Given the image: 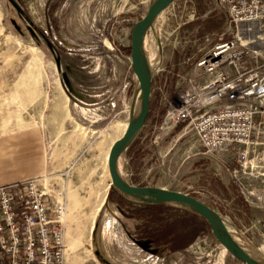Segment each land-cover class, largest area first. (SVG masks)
<instances>
[{"label":"rangeland","instance_id":"1","mask_svg":"<svg viewBox=\"0 0 264 264\" xmlns=\"http://www.w3.org/2000/svg\"><path fill=\"white\" fill-rule=\"evenodd\" d=\"M15 1L23 18L0 0V187L36 180L54 205L64 206L66 264H244L202 218L166 205L139 219L135 206L110 197L107 158L125 134L139 85L132 31L150 0ZM156 31L161 52L153 32L146 39L158 58L150 112L121 160L123 172L135 186L200 196L189 193L188 161L181 165L198 140L195 131L188 123L162 129L168 110L180 107L194 85L176 73L238 36L256 40L250 48L258 50L264 32L255 23L232 24L219 0H175ZM62 72L77 95H69ZM201 198L215 208L223 201ZM254 224L242 222L245 238L258 234ZM230 231L242 243L240 231ZM246 245L256 250L253 241Z\"/></svg>","mask_w":264,"mask_h":264},{"label":"built area","instance_id":"2","mask_svg":"<svg viewBox=\"0 0 264 264\" xmlns=\"http://www.w3.org/2000/svg\"><path fill=\"white\" fill-rule=\"evenodd\" d=\"M219 3L232 24L255 23L264 32V0ZM252 42L238 36L207 51L197 66L209 82L185 92L162 129L188 123L208 158L225 166L244 201L264 210V51L251 49ZM64 220V206L54 205L38 181L1 186L0 264H66ZM253 227H261L264 239V220Z\"/></svg>","mask_w":264,"mask_h":264},{"label":"water","instance_id":"3","mask_svg":"<svg viewBox=\"0 0 264 264\" xmlns=\"http://www.w3.org/2000/svg\"><path fill=\"white\" fill-rule=\"evenodd\" d=\"M9 1L16 7L18 15L23 18L22 7L15 0ZM174 2L175 0H150L146 15L134 25L131 36V63L139 85L134 95L125 134L114 142L109 152L108 169L111 184L125 199L136 205H171L196 214L207 221L215 238L234 258L244 264H264V255L256 252L258 249L252 250L246 244L237 241L238 239L230 231L222 216L204 202L178 191L152 186H135L126 177L120 175L119 164L140 135L150 112L152 82L156 69L144 55L146 39L150 32H153L161 52L162 43L157 36L156 25L160 15ZM32 33L34 34L33 30ZM45 37L46 35L43 34L42 38ZM139 93L140 106L135 111ZM72 94L77 95L73 90ZM246 249L252 250L257 258L252 257Z\"/></svg>","mask_w":264,"mask_h":264},{"label":"crops","instance_id":"4","mask_svg":"<svg viewBox=\"0 0 264 264\" xmlns=\"http://www.w3.org/2000/svg\"><path fill=\"white\" fill-rule=\"evenodd\" d=\"M263 44L260 43L255 46L258 49H262ZM198 61L191 70L176 73L177 76H182L183 78L190 77L191 80L194 81L191 91L209 82V77L205 76L203 71L197 66ZM261 62H264V60H261ZM157 72L155 70L153 78ZM203 78L205 79V83L203 82V84H200ZM196 81L200 82L196 83ZM192 146L193 147H190L189 155H187L181 163V165L184 166L188 161V180L192 181L191 188L193 189V191L189 193L199 194L200 196H194L199 200L202 199V196L209 201H215V199L218 198L222 199L223 201L219 208H215L212 204H207V202L205 204L215 209L222 216L230 230L234 228L239 230L240 236H238L242 243L246 244L247 241L243 233L242 222L249 225L251 222L255 224H257L258 221L262 222L264 220V210L251 207L244 201L238 193L233 179L229 172H227L225 166L217 160L208 158L198 140ZM229 166H231V168L234 167L233 165ZM262 192V189H259V193ZM248 239L253 241V245H255L256 249L262 251L261 247L264 244V239L261 236V227L258 229V234H252Z\"/></svg>","mask_w":264,"mask_h":264},{"label":"trees","instance_id":"5","mask_svg":"<svg viewBox=\"0 0 264 264\" xmlns=\"http://www.w3.org/2000/svg\"><path fill=\"white\" fill-rule=\"evenodd\" d=\"M110 197H111L112 200H113L115 203H117L118 205H123L124 203H129V204H131L132 206H135V207H136V210H135V212H134L132 215H134V217H136V218L144 219V220L149 219V218L152 216L153 211H154V209H155L156 207H163V206H166V205H148V206H145V205H136V204H134V203L128 201L127 199H125V198L120 194V192L117 191L114 187L112 188V192H111ZM171 207H174V206H171ZM175 208L181 209V208H179V207H175ZM181 210H184V212H186V213L193 214V215L197 216L196 214L191 213V212H189V211H187V210H185V209H181ZM197 217H199V216H197ZM200 218H201V217H200ZM203 220H204V219H203ZM204 221L207 222L206 220H204ZM97 256H98V258H99L101 261H103V260H102V257H101L100 254H97ZM105 264H107V263H105Z\"/></svg>","mask_w":264,"mask_h":264},{"label":"bare ground","instance_id":"6","mask_svg":"<svg viewBox=\"0 0 264 264\" xmlns=\"http://www.w3.org/2000/svg\"><path fill=\"white\" fill-rule=\"evenodd\" d=\"M252 32V31H251ZM242 40L244 41H248L247 39H244L243 37H241ZM249 38V37H248ZM249 41H253L252 43H255V41L253 39H250ZM152 47L149 46V43H145V49H144V55L146 57V59L152 64V66H155L154 63L158 61V58H156L155 60V54L154 52L152 51L151 49ZM158 57V56H157ZM139 106H140V93L138 95V99H137V103H136V108H135V111H137L139 109ZM108 160V158H107ZM119 172H120V175L122 177H125L124 175V172H123V168H122V164L120 163L119 164ZM93 230V224H92V227H91V231L92 232ZM238 241V240H237ZM246 251L254 258H257L256 257V254L252 251V250H249V249H246Z\"/></svg>","mask_w":264,"mask_h":264},{"label":"flooded vegetation","instance_id":"7","mask_svg":"<svg viewBox=\"0 0 264 264\" xmlns=\"http://www.w3.org/2000/svg\"><path fill=\"white\" fill-rule=\"evenodd\" d=\"M9 1V0H8ZM9 3H10V1H9ZM11 4V3H10ZM12 5V4H11ZM14 7V6H13ZM15 9H16V7H14ZM17 11V10H16ZM18 13V12H17ZM22 14H24L23 12H22ZM23 16V15H22ZM24 17V16H23ZM33 32H34V34H35V37L36 38H38V34H37V32H36V30L35 29H33ZM46 38V37H45ZM62 79H63V83H64V85H65V87H66V89H67V91H68V93H69V95H71V96H73L74 94H72V83H71V81H70V79H69V74H68V72H62ZM74 91V90H73ZM97 253L96 254H100L99 253V251L97 250L96 251Z\"/></svg>","mask_w":264,"mask_h":264}]
</instances>
